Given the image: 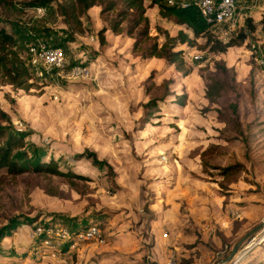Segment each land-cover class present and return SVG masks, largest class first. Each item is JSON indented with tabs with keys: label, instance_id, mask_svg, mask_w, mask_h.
<instances>
[{
	"label": "rangeland",
	"instance_id": "obj_1",
	"mask_svg": "<svg viewBox=\"0 0 264 264\" xmlns=\"http://www.w3.org/2000/svg\"><path fill=\"white\" fill-rule=\"evenodd\" d=\"M29 1L0 0V26L15 36L34 82L29 90L0 86L8 117L0 115V125L6 133L27 131V156L18 158L30 167L19 174L0 169V241L16 231L29 240L0 245V264H167L170 251L175 264H229L241 251L235 264H264V73L254 62L264 53V0L237 1L236 26L223 39L243 30L241 44L224 52L209 51L204 36L177 44L187 74L163 57L142 56L165 40L164 30L193 37L154 0L143 1L147 34L135 9L119 33L106 28L122 1L105 12L91 7L81 16L82 32L62 14L63 0L42 11ZM220 31L212 26L213 34ZM42 43L63 47L62 67L30 64L29 47ZM75 62L90 75L72 76ZM212 77L223 83L213 102L205 96ZM151 99L156 104L148 105ZM81 151L109 164L77 156ZM37 158H54L67 174L32 170ZM90 222L104 242L76 238ZM35 225L53 226L54 246L32 239Z\"/></svg>",
	"mask_w": 264,
	"mask_h": 264
},
{
	"label": "trees",
	"instance_id": "obj_2",
	"mask_svg": "<svg viewBox=\"0 0 264 264\" xmlns=\"http://www.w3.org/2000/svg\"><path fill=\"white\" fill-rule=\"evenodd\" d=\"M51 1L52 0H34L27 2L26 5L32 7L38 5L43 6ZM118 1L124 2L125 8L118 11L116 17L112 19L111 23L106 28H109L114 33H119L121 30V22L126 18L127 12L135 9L145 21L146 29H144L143 32L147 34L148 18L145 15L146 6L143 3L144 0H63L60 4V9L64 17L73 23L74 30L76 32H82L83 27L81 16L87 13L91 7L102 5L100 12H105V10L114 9ZM152 4H158L159 13L163 17H172L177 24H184L193 33V37L189 36L183 29H179L175 35H170L167 30H164L165 40L162 43L154 41L151 45L145 48L142 56L163 57L168 63H174L176 68L184 74H187L189 70L185 67L183 50L175 49L177 44H193L196 37L204 36V46L208 47L209 51L224 52L229 46L241 44L247 36V33L241 30L237 33L236 37H230L224 41L223 38L212 33L210 23L205 20L194 3L180 6L177 4H166L162 0H154ZM245 21L249 31H253L254 23L251 17H246ZM104 31L105 28L98 30L100 43H104L106 40ZM128 34L130 35L131 31H128ZM216 64L218 66V62ZM221 68L226 69L225 65H221ZM31 79L32 71L27 64V61L21 56L15 47V36L4 26H0V86L8 83L15 88L29 90L34 86V82L31 81ZM222 88L223 83L219 79L212 77L210 82L206 85L205 96L209 101L213 102L218 96H220ZM155 102V99H151L148 102V105L156 104ZM0 115L5 116V118L8 119L6 113L2 110H0ZM26 134L27 131L23 130L6 133L4 125H0V137L2 138L0 140V169L4 168L11 174H19L29 170V165L21 162L18 158L19 154L27 156L24 149ZM82 155L91 157L92 161L96 164H109L106 159H98L94 151L88 153L81 151L77 153V156ZM40 160V158L35 160L33 165H31L32 170L58 175L67 174L66 171L59 167L54 158H50L46 161ZM233 167V165H229L224 167V170L229 172Z\"/></svg>",
	"mask_w": 264,
	"mask_h": 264
},
{
	"label": "built area",
	"instance_id": "obj_3",
	"mask_svg": "<svg viewBox=\"0 0 264 264\" xmlns=\"http://www.w3.org/2000/svg\"><path fill=\"white\" fill-rule=\"evenodd\" d=\"M166 4L170 5H180L185 6L189 3H194L201 14L207 22L210 23V26H216L221 29L218 32L220 35L218 37L223 38L226 36L232 29L235 28L236 24V12H237V1L238 0H162ZM38 11L43 10L42 5L35 6ZM253 46V45H252ZM30 50V64L32 66L43 65L46 68L56 69L60 68L65 64V51L60 45H31ZM255 65L264 73V53H260L254 56ZM69 72L72 76L75 77H87L90 75L89 67L86 64L81 62L72 63L69 66ZM53 226L45 227L41 225H35L31 229L32 239L39 238V241L44 245L54 246L55 240L51 236V231ZM61 228H56V234L60 237ZM65 234H62L64 236ZM30 236V237H31ZM76 238L80 240H89L96 243H102L105 241V236L101 228L96 223H88L82 228L78 229L75 233ZM242 251L232 257L229 261V264H235L238 261V258L242 256ZM175 253L170 251L167 258V264H175ZM93 264V263H85Z\"/></svg>",
	"mask_w": 264,
	"mask_h": 264
},
{
	"label": "crops",
	"instance_id": "obj_4",
	"mask_svg": "<svg viewBox=\"0 0 264 264\" xmlns=\"http://www.w3.org/2000/svg\"><path fill=\"white\" fill-rule=\"evenodd\" d=\"M24 231V230H23ZM26 231V230H25ZM26 233L28 234V232L26 231ZM21 232H14L12 235H8L4 238L1 239L0 241V245L3 248H8L10 246H14L17 245L18 243H23L25 245L29 244L27 243L29 240H27L26 238H23V236H21ZM28 236V235H27ZM30 236V235H29ZM31 238V237H30Z\"/></svg>",
	"mask_w": 264,
	"mask_h": 264
},
{
	"label": "water",
	"instance_id": "obj_5",
	"mask_svg": "<svg viewBox=\"0 0 264 264\" xmlns=\"http://www.w3.org/2000/svg\"><path fill=\"white\" fill-rule=\"evenodd\" d=\"M263 225V223L261 222V223H259L258 225H256L253 229H251V231H255V230H257V229H259L261 226ZM250 231V232H251ZM247 234H249V232L248 233H246V235L242 238V239H240L238 242H236L235 243V245H234V247H233V249H232V251H235L236 249H237V247H238V245H239V243L247 236Z\"/></svg>",
	"mask_w": 264,
	"mask_h": 264
}]
</instances>
